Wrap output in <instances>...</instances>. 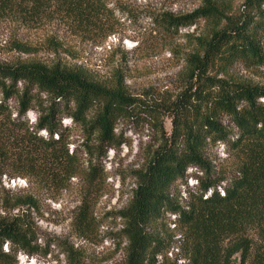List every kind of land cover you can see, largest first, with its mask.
<instances>
[{
    "label": "trees",
    "instance_id": "trees-1",
    "mask_svg": "<svg viewBox=\"0 0 264 264\" xmlns=\"http://www.w3.org/2000/svg\"><path fill=\"white\" fill-rule=\"evenodd\" d=\"M108 1L0 0V20L11 19L31 29L57 21L73 36L101 44L120 25ZM243 8L230 13L203 0V7L190 16L151 20L165 33H177L199 20L209 23L210 31L195 39L194 51L185 59V88L173 101L160 105L163 117L170 120V132L160 124L158 146L134 174L135 189L119 214L127 242L124 264H157L155 258L164 255L173 237L166 230L165 214L176 217L179 259L187 264H264V88L229 75L235 65L264 68V0H245ZM13 49L34 53L20 42H14ZM40 95L47 106H39L32 128L25 115ZM0 97V185L3 176L51 184L78 176L68 154L66 129L60 124L68 118L89 137L96 136L98 146L87 150L91 160L85 173L86 183L94 187L103 172L92 161L116 144L117 121L141 114L154 119L158 111L154 102L129 95L120 78L105 87L81 69L60 63L0 65ZM12 98L17 104L14 119L7 106ZM223 119L234 130L222 126ZM39 132L48 138L43 140ZM216 144L233 158L229 177L212 172L205 158L206 148ZM188 168L198 169L203 178L196 191H187L189 209L184 211L173 185L183 183ZM4 203H9L10 211L0 216V264H15L17 253H36L34 233L19 213L33 209L35 200L11 196ZM92 223V205L82 199L74 230L87 234ZM164 259L162 264H176Z\"/></svg>",
    "mask_w": 264,
    "mask_h": 264
},
{
    "label": "rangeland",
    "instance_id": "rangeland-1",
    "mask_svg": "<svg viewBox=\"0 0 264 264\" xmlns=\"http://www.w3.org/2000/svg\"><path fill=\"white\" fill-rule=\"evenodd\" d=\"M208 1L230 13L244 11L245 0ZM202 7L203 0H109L108 8L114 11L120 25L116 33L101 44L73 36L57 21L43 22L31 29L11 19L0 20V65L37 62L50 66L60 63L67 68L81 69L89 79L105 87L120 78L129 95L154 102L157 107L153 108L158 110L154 119L141 114L117 121L116 144L111 149L105 148L104 156L92 161V165L103 172L100 183L94 187L86 183L85 173L91 160L87 150L93 151L92 148L98 146L96 136L89 137L81 126L68 118H62L60 124L66 129L68 154L73 158L78 176L58 184L40 183L33 178H1L0 216L10 211L9 203H4L8 197L30 196L35 200L33 209L24 208L19 213L25 215L24 220L34 233L32 246L36 253H17L15 264H124L127 242L122 235L125 223L119 214L126 208L135 189L134 174L158 146L160 124L165 133L170 132V120L163 117L160 105L164 100L173 101L185 88V59L194 51L195 39L208 36L210 31V24L199 20L193 26L178 28L177 33H165L151 20L161 15L190 16ZM14 42L31 47L34 53H18L13 49ZM229 75L235 81L264 88V68L247 70L235 65ZM39 98L25 115L32 128L39 106H47L45 96ZM7 106L14 119L16 100L10 99ZM222 126L233 129L226 119L222 120ZM38 135L43 140L48 138L43 132ZM205 158L216 175H231L233 158L223 145L207 147ZM202 178L199 170L188 171L183 183H175L173 188L181 190L183 200L182 189L197 190V181ZM82 199L92 205L93 223L87 234L78 235L73 218ZM164 224L173 237L164 255L155 260L162 264L165 257L170 263L183 264L176 262L180 239L175 232L177 225L172 228L171 217L167 215Z\"/></svg>",
    "mask_w": 264,
    "mask_h": 264
},
{
    "label": "built area",
    "instance_id": "built-area-1",
    "mask_svg": "<svg viewBox=\"0 0 264 264\" xmlns=\"http://www.w3.org/2000/svg\"><path fill=\"white\" fill-rule=\"evenodd\" d=\"M196 170H198V169H196V168H188L186 170V174H187L188 171H196ZM196 185H197V182H196ZM182 190H183L182 193L184 194L183 200H181V197H180V193H181L180 191L181 190H177L176 191V194H175L176 198L175 199H176V202L178 203V205L181 207L182 210L188 211V209H189V207H188L189 195L187 193L188 189H186V187H185ZM219 192L222 194L221 190H219ZM209 194H210V191H208L206 193V195H209ZM165 215H167L169 218L171 217V221H172L171 227L175 228L176 225H177L176 217L174 215H172V214H165ZM156 258L158 259L159 257H156ZM176 262H182L183 264H187L186 261L179 259V257H178V260Z\"/></svg>",
    "mask_w": 264,
    "mask_h": 264
},
{
    "label": "water",
    "instance_id": "water-1",
    "mask_svg": "<svg viewBox=\"0 0 264 264\" xmlns=\"http://www.w3.org/2000/svg\"><path fill=\"white\" fill-rule=\"evenodd\" d=\"M234 261H237V259L235 258Z\"/></svg>",
    "mask_w": 264,
    "mask_h": 264
}]
</instances>
